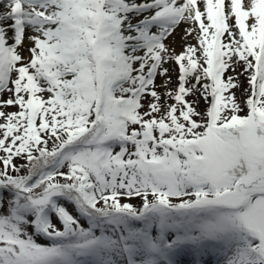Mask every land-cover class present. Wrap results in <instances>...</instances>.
<instances>
[{"label": "snow or ice", "instance_id": "obj_1", "mask_svg": "<svg viewBox=\"0 0 264 264\" xmlns=\"http://www.w3.org/2000/svg\"><path fill=\"white\" fill-rule=\"evenodd\" d=\"M0 264H264V0H0Z\"/></svg>", "mask_w": 264, "mask_h": 264}, {"label": "rangeland", "instance_id": "obj_2", "mask_svg": "<svg viewBox=\"0 0 264 264\" xmlns=\"http://www.w3.org/2000/svg\"><path fill=\"white\" fill-rule=\"evenodd\" d=\"M189 27V25H184L182 24L179 28L175 30L173 35L166 40V43L170 45V47L174 48L176 53H180L183 50L184 47V41L181 40V36L183 34V29ZM187 43H192L195 44L196 41L193 40L191 37L188 38ZM165 67L169 68V75L172 78L173 83L169 85L170 88L175 86L176 83V75L177 73L172 71V68L175 67L173 64H167ZM239 70V69H238ZM231 74V73H229ZM240 83H241V89L237 91V96L241 97V93L243 91V88L247 87V82L244 76H241L240 78ZM161 83V79L157 78V84ZM158 91H162V89H158ZM242 98V97H241ZM189 99H194L193 97H189ZM198 110H203L204 108V102L201 101L200 105L197 106ZM10 110H15V109H10ZM43 242V241H41Z\"/></svg>", "mask_w": 264, "mask_h": 264}]
</instances>
